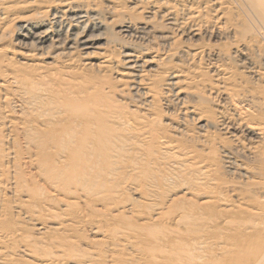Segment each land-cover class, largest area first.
Segmentation results:
<instances>
[{"label": "bare ground", "instance_id": "bare-ground-1", "mask_svg": "<svg viewBox=\"0 0 264 264\" xmlns=\"http://www.w3.org/2000/svg\"><path fill=\"white\" fill-rule=\"evenodd\" d=\"M14 1L0 0V23L10 18ZM45 1L34 3L43 8L47 4L51 18L27 21L32 29L19 36L23 45L31 41L40 51L24 56L38 69L25 74L7 61L0 63V71H9L0 78V264H27L25 260L32 264H264V201L242 203L252 208L247 212L259 219L257 225H250L249 217L218 218L224 215L219 207L212 204L200 210L189 201L176 205L175 212V207L171 209L166 221L155 220L162 216L160 202L166 191H161L172 179L158 166L166 146L158 143V131L132 123L115 94L111 96L113 87L106 92L103 87L92 88L89 80L84 84L72 79L80 74L74 69L67 72L68 78L53 70L39 71L41 62L46 64L40 57L49 55L47 49L64 56L75 53L78 58L98 55L100 72L118 71L116 75L137 97H150L151 81L157 76L167 79L160 85L172 94L164 97L168 103L183 106L180 102L185 98L208 93L212 97L202 96L183 113L197 116L200 128L215 129L220 148L233 145L256 158L264 154V0ZM99 2L106 15L98 12ZM111 21L120 39H125L119 48L121 60L107 53L111 46L95 34ZM166 45L169 49L162 52ZM231 48L233 55L242 57L241 69L228 59ZM16 52L3 50L0 60L19 56ZM179 56L185 65L181 69L165 62ZM104 75L107 85L109 81L115 85ZM192 152L199 157L195 149ZM222 155L234 173L249 177L255 170L264 172V163L248 166L229 150ZM213 177L209 180H217ZM192 187L185 188V194L199 199ZM129 192H139L155 213L149 215L141 203L131 201ZM98 206L105 207L107 216L101 209L99 214ZM11 209L17 210V216L9 213ZM145 216L152 224L148 218L147 226L139 224L138 218ZM80 226L92 227L90 234L97 241L89 249L82 246L84 236L76 235L75 227Z\"/></svg>", "mask_w": 264, "mask_h": 264}, {"label": "rangeland", "instance_id": "rangeland-1", "mask_svg": "<svg viewBox=\"0 0 264 264\" xmlns=\"http://www.w3.org/2000/svg\"><path fill=\"white\" fill-rule=\"evenodd\" d=\"M52 1H55V0H52ZM45 2L47 3V2H49V0H46ZM33 3H34V0H26V2L22 1V0L18 2V0H17V1L11 2V4H10L11 7L9 9L10 15L8 14V17H10V18L5 20V22L0 23V57H2L3 50L4 51L5 50H10V51L12 50L14 52L17 51L16 53L19 54V56H17V57L5 56L6 59L3 58V60H0V63H2L3 61L5 63L7 61L12 66H14V68L21 69L22 72H24L25 74H31L30 71H32V69L36 70V68L38 67V65H35L36 63H34V62H30V63L28 61L25 62V59H24L25 54H32V53L39 54L40 51L36 50L34 44H32L31 41H29L30 45H29V42L27 45L26 44L23 45L19 41V39H20L19 36H22L23 34L28 32L27 30L32 29V26L26 24L27 21H30V20L39 21V20H42V18H44V19H47V18L50 19L51 18V13L48 11V8L46 7L47 4H46V6L44 5L45 8H43V7H40L38 3L36 5H35L36 2L34 3V5H33ZM96 3L97 2H95V4ZM99 3H100L99 4L100 7H98V12L100 14H102V16H103L105 14V10H104L105 8L103 7V4L101 2H99ZM118 13H119V15L121 14V12H118ZM122 15H125V14L122 13ZM107 20H109V18H107ZM20 25H23V26L21 27ZM24 28H25V30H24ZM64 30L66 31V29H64ZM64 30H63V33H65ZM117 31H118L117 25L111 21V22L106 23L105 28L103 30L96 32L95 34L96 35L100 34L102 36V38L105 39V41H103V42H105V44H108L109 46H111L110 48L107 49V50H109V52H107V53L115 54L116 56H118L117 58H119V60H121L122 56L121 55L119 56V54L121 53L119 48H120V45L123 44V41H125V39L121 40L120 36L117 34ZM118 37H119V39H117ZM227 44H228L227 42H223L221 44V46L226 47ZM26 46L28 47V49ZM104 48H106V47H104ZM168 49H169L168 45L163 46L162 52H166ZM49 50L47 49V51H46L49 55H46L44 57H40L41 59L44 58L42 60H45L46 64H44V63L42 64V62H41V65H40L41 68L39 67L40 68L39 71L43 72V70H44V73H47V70L49 72H52V70H53V72H54V73L52 72L53 74L57 73L58 76L61 75L64 78H68L67 76L69 74L67 72L70 71L71 69H74V71L75 70L79 71L80 74H78L79 77H74V78L71 77L72 79L78 80L79 82H82L84 84L85 83L89 84L88 83V80H89L92 88L98 89L99 87H103L106 89V92L110 91L108 89L109 87H113L112 88L113 93L111 94V96H114V94H115V100L122 105V107H123L122 111L124 113H128L127 117L130 118L131 122L133 121L134 123H136L139 126V128H144L145 126H151L152 128H154L155 130L158 131V133H159L158 136L160 138L158 140V143L161 141L162 143H164V145H166V146H162V148H164L166 150L162 149L163 150V151H161L162 153L160 152V155L163 158L160 160V162H162L163 165L159 162L158 166L162 167V169L164 171L167 170V171H165V173H167L168 176H171V178L174 180V183H173V180L170 178L172 182L168 181V183L165 186V189L163 191H161V192L166 191V194L164 195V197L161 199L162 201L160 202V204H161L160 208L161 209L159 210V212L162 213V216L155 217V218H157V219L154 218L155 220L160 221L162 219L163 221H166V216L173 212V210L176 208V205L178 206V204H179V206H181L185 202L189 201L188 205L191 206V204L194 203L196 205V208L200 209V210H203L205 208L208 209L207 205L210 206L212 204L214 206H217V208L219 207L217 210L221 211V213L224 214L223 215L224 217L222 215H220L221 213L219 212L218 214L220 216H218L216 214V218H217V216H218V218L222 217L223 219H225V217L227 218L230 216H236V217L240 216L243 218L249 217V220H250L249 224L250 225L260 224V221L257 217L248 214L247 211L252 210V208H248L247 206H242V203H244V201L246 202V200H248L253 205H258L259 202L264 201V184H262L260 186V188L257 187V184H259L260 182L262 183V181L264 179V172H261V170H259V169H258L259 171L255 170V172L253 174L254 177H253V175H249L250 178L243 176V174H238L237 172L234 173L229 168L227 169V164H225V160L223 158L222 151L223 150H229L232 153H234L237 160H240L241 163L246 164V165L249 164L248 166L253 165L255 167L258 166V164L260 167V165L262 163H264V154H258V157L253 158L252 156H249L245 151H242V150L239 151L240 149L233 148L234 147L233 145H232V147L230 146L231 148L229 146H225V148H222V147L220 148L221 139L218 140L215 138L216 135L213 132V130L215 131V129L211 128V131H209L210 129L204 130V129L199 127V125H198L199 121L197 120L198 118L196 119L197 116H194V115L191 116V114L183 113L185 108H188L189 106L191 107V106L197 105V102L202 100V96L212 97L211 95H209L208 93H206V94H208V95H206V94H204V92H201V94H200L201 97H199V98H198V95H197V97L190 96L188 98H185V100H184L185 102L184 101L180 102V103H185L183 106L181 104H178L177 102L168 103L167 100L164 99V97L170 96V95L172 96V94H171V92H167V87L164 88V86H163V88H162V86L160 85L161 83H163L164 80L166 81L167 79H165L164 76H157V78H154L151 81L152 82V84H151V91L152 92L151 91L149 92L150 97H148V95H147V97L143 96V95H141V96L139 95L137 97L136 95L133 94V92L131 90H129L125 87V80L116 75L118 73V71H117V73H115L116 72L115 70L111 72L110 70L104 68L105 74L107 76H110L113 79V81L115 82V85L113 83H111L110 81H109L108 85L104 82V76H105L104 72H100L101 67L98 66L99 61L96 60L97 58H101V56L93 55L91 58H88V57L82 58L80 56L81 57V59H80V57L78 58L79 55L77 54L78 55L77 56L75 53H73V55L64 56V55H59L58 52L55 53V51H53V50H50V52H51L50 53ZM29 51H30V53H29ZM233 52H235L234 49L233 50H232V48L229 49V52H228L229 54H227L228 59H229V61L233 67L241 69V64L239 61L242 59V57L240 58L239 55H233ZM52 55L56 58H53L51 60L50 58H52ZM223 55H226V54H223ZM37 56H36V58H39V56L38 57ZM75 56L77 57V59ZM72 59H74V60H72ZM183 60L184 59L179 56V57L169 58L165 62L169 63V64L171 63V65L175 64L178 69H181L182 67L185 66V65H183V63H184ZM29 64H31V66L34 64V67L35 66H37V67H35V68L33 66L30 67ZM197 68H198V66H197ZM199 70L202 71L201 68H199ZM187 72H188V70H187ZM8 73H9V71H6L5 69L1 70L0 71V75H1L0 78H2L4 74L7 75ZM200 75H201L200 73H195L196 77H198ZM110 84H112V86H110ZM159 85L161 86V88ZM153 92H155V93H153ZM166 93H167V95H166ZM147 99H148V101H147ZM152 122H153V124H152ZM179 128H180V131H179ZM181 129H183V130H181ZM176 130H178V131H176ZM200 130H202V131H200ZM215 132H217V131H215ZM213 134H214V136H213ZM207 136H210V138ZM162 137H165L166 139H163ZM212 137H214V138H212ZM210 142L213 144H209ZM171 148H173L174 150ZM194 149H195V151L198 152L199 157H197L196 154L195 155L192 154L193 153L192 151ZM186 150L189 152H187ZM168 151H169V154L167 153ZM184 153H185V155H184ZM189 153H191V154H189ZM176 155H177V157H176ZM179 155H181L182 157L178 158ZM191 159H192V161H191ZM202 159H204L205 162L201 164L200 161ZM182 160H183V162L185 161L184 163H186V164H183ZM172 162L178 163L181 165L183 164L184 167H183V165L182 166L177 165V164L173 165ZM170 167H172V169L175 171V173L172 172L173 170ZM195 170H197L198 172H196ZM199 170H201L203 174H204V172H206L207 174L205 173V175H203L201 173V171L199 172ZM31 171H32L31 169H27V172H31ZM192 171H195V172L192 173ZM188 172H189V174H187ZM194 173H198V174L196 175ZM172 175H175V176L173 177ZM199 175H201L202 177L201 176L199 177ZM210 176H215L213 178L217 179V180H214V181L209 180ZM255 176H257V178H262V179H259V181H258V179L255 178ZM195 179L198 180L199 182L195 181ZM201 179H203V183H202ZM204 179L206 182L204 181ZM207 180H209L211 182H208ZM169 183H171V184H169ZM199 183H202V184H199ZM220 184H221V187L224 184L226 186L224 185V187L221 188ZM192 185H193V187H192ZM191 187L194 190L193 193L195 192L194 194H198V196L200 195L199 199L197 197L194 198L193 195L185 194V190H187ZM185 188H187V189H185ZM171 189H173V190H171ZM139 190H140V188H139ZM215 190H217V192H215ZM140 192H143V190ZM198 192L201 193L202 195L199 194ZM211 192H215V193L213 195H211ZM129 194L132 198L129 195H128V198H130L131 201L136 200L135 202H138V204H137L138 206H140L142 204V209L144 211L147 208L148 210L145 212H149V215L155 213L156 210H152V208L154 209L153 205H149L150 202H147L146 200L144 201L143 197L140 196L141 194L139 195V192H137V193L134 192L133 194H132V192H129ZM135 194H136V196H135ZM128 198H126V199H128ZM140 198H142V199H140ZM216 198L219 199V201ZM185 199H186V201H185ZM195 199H197V200H195ZM141 200H143V201H141ZM204 200H206V201H204ZM221 202H223V203L221 204ZM184 205H182V206H184ZM81 206H79V207H81ZM222 206H225V207H222ZM236 207H237V209H235ZM240 207H242L241 210H239ZM103 208H105V207L98 206L95 209L99 210V214H100L101 210L102 211L105 210V212L101 211V213L102 214L106 213L104 215L107 216L108 212L106 209H103ZM155 208H157V207H155ZM171 209H173V210H171ZM226 209L228 211H233V212L227 213ZM149 210L150 211L152 210V212H150ZM16 211H17L16 209H11L9 211V213H13L15 216H17L15 214ZM175 211H177V208H176V210H174V212ZM171 215H168V216H171ZM146 216H145V219L144 218H142V219L138 218L139 224L144 225L146 222L145 225L147 226L148 225L147 218H148L149 224H152L151 217H149V216L146 217ZM162 220H161V222H162ZM159 221L154 222V224L160 223ZM26 224H28V226L30 225L29 227L33 226L32 223H26ZM214 226L217 227V224ZM85 227L86 226L75 227V228H78V230H77L78 232L76 235L77 236L79 235L80 237L84 236L82 238L84 245L82 243V246L84 248L89 249V246L94 244L97 240H95V237L93 238V236L90 234L91 233L90 229L92 227H88V226L86 228ZM168 227H171V226L168 225ZM196 227H201V226L197 225ZM28 229L25 231L26 232L29 231ZM32 229H33V233L31 231H29V233L31 232L32 235L34 237L36 236V238H37L38 236L35 235V234H37V231L35 230L36 228L33 227ZM84 231H85V233H84ZM74 236H75V234L72 237H74ZM88 237L90 239L92 237L93 239H91V241H90V239ZM87 238L89 240V242L87 241L88 243L85 242ZM100 239H98V240H100ZM92 240H93V242H92ZM25 262H27V264L28 263L32 264V262H34V261L25 260ZM33 264H39V263L36 262Z\"/></svg>", "mask_w": 264, "mask_h": 264}]
</instances>
